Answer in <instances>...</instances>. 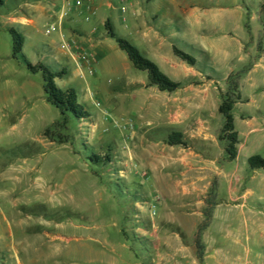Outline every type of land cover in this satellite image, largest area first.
<instances>
[{
	"label": "rangeland",
	"instance_id": "374dc122",
	"mask_svg": "<svg viewBox=\"0 0 264 264\" xmlns=\"http://www.w3.org/2000/svg\"><path fill=\"white\" fill-rule=\"evenodd\" d=\"M194 1L223 14L224 10L219 9L225 5L234 2L242 4L249 34L252 31V18L257 20L260 14V22L264 24V0ZM3 2L6 5L7 0ZM189 2L177 0L182 6ZM60 8L58 5L55 9ZM2 11L3 8L0 14ZM163 12L166 15L167 12ZM107 18L112 19L116 34L130 41L171 81H178L182 88L188 85H212L214 96L209 97L208 104L218 100L221 104L219 90H226V80L230 74L226 73L224 63L219 58L213 59L189 41L194 32L184 19H166V22L162 19L158 25L149 20L166 37L179 34L173 42L165 45L163 56L158 59L151 53V48L156 49V43L148 44L142 37L132 36L129 22L125 29L117 12L103 11L92 20L91 25L81 24L87 29L94 27L101 34L97 40L100 42V57L93 66L94 75L85 71L79 79L75 74H70L59 86L77 91L84 87L93 94L103 95L105 104L101 103L102 107L98 109L97 103L94 105L89 99L90 95H87L89 108H83L93 115L79 122L69 119L67 126H64L60 112L46 101L42 75H32L26 67V61L32 65L47 61L54 67L55 62H60L51 55L46 57L42 53L47 52L44 48L34 47L35 43H54L58 46L59 33L44 34L49 32L52 25H58L50 19L40 21L36 26L40 33L34 30V42L27 40L22 57L14 60L11 37L2 28L0 20V228L3 231L12 229V236L8 235L9 238L5 240L11 248L14 247L22 261L47 264H152L151 257L156 259L153 255L156 235L149 231L144 236L142 232L136 233V230H151L153 221L161 224L169 214L167 211L171 205L162 197L154 179L144 178V170H133L131 162L126 166L124 152L130 147L125 139L131 142L129 140L135 131H125L124 126L129 121L138 129L147 124L142 118H156L149 107L155 106L158 99L147 91L142 94V103L134 106L131 100L133 91L127 90V86L147 82V75L136 71L116 42L105 37L102 28ZM207 26L203 24L202 29L207 31ZM170 45L195 58L199 62L197 68L188 67L180 60L174 66L166 64L169 57L175 59ZM251 47L252 43L245 44L246 59L243 63L234 64L237 66L234 72L257 62L258 56L253 55ZM249 82L250 78H247L246 94L251 85ZM160 94L163 95L158 96L162 104L172 100V95ZM113 100H117L118 110L113 108ZM106 109L109 116L105 115ZM98 113H103L105 118H95ZM233 115L240 118L238 110ZM210 118H219L222 127L223 120L219 114ZM155 136L150 139H156ZM158 137L165 139L163 133H159ZM259 138V145L246 152L248 157L264 158L263 136L255 135L250 141ZM240 141L243 143V139ZM220 148L223 152V148ZM202 152H206V158L218 156L209 145ZM93 156L100 159L98 165L87 161ZM220 162L225 163L224 155ZM244 162L243 156L239 164L243 165ZM227 167L232 168L230 164ZM15 180L17 182L14 183ZM227 194L224 188V223L229 226H224L223 236L218 235L220 255L217 264H243L247 256L241 214H247L253 208L264 213V202L257 203L250 197L245 210L241 211L240 208L232 209L234 205L227 201ZM206 198L207 195L203 212L206 210ZM158 230L160 238L167 237L174 245L182 243L181 236L173 229L163 230L160 225ZM123 232L129 241L124 238ZM172 251L173 248H170L171 254H174ZM163 255L166 259L160 264H191L189 258L183 259L179 252L175 257H169L165 252Z\"/></svg>",
	"mask_w": 264,
	"mask_h": 264
},
{
	"label": "crops",
	"instance_id": "0c3cea01",
	"mask_svg": "<svg viewBox=\"0 0 264 264\" xmlns=\"http://www.w3.org/2000/svg\"><path fill=\"white\" fill-rule=\"evenodd\" d=\"M58 5L61 6L59 10L55 9ZM242 6L238 2L227 4L224 8L219 9L220 11L224 10L223 14L215 13L216 10L206 8L201 3L197 4L194 0H190L184 6L178 4L177 0H126L124 4H120L119 0H7L0 14L2 28L4 30L15 28L24 37L25 44L27 40L34 42V30L40 33L36 27L40 21L50 19L58 25L60 17L65 15L62 30L58 34V46L54 43L38 45L35 43L34 47L50 48L51 53L46 54L47 52L44 51L42 53L46 57L51 55L54 59L60 60L62 64L55 62V67L68 66L69 75L75 74L79 79L81 77L76 63H79L80 56L84 52L90 53L97 60L99 59L100 42L97 40L101 36L94 27L87 29L81 24L91 25L92 20L103 11L117 12L119 21L125 29L129 22L132 25L129 32L132 36L138 35L148 44L156 43V49L151 48V53L158 59L162 58L163 51L166 49L165 45L173 42L176 35H179L173 33L166 37V34L156 29L153 24L162 23V19L165 20L164 22L166 19H184L186 25L188 24L194 32L189 41L198 45L213 59L219 58L224 63L228 74L234 72L237 67L234 64L245 61V44L252 43V53L259 58L241 84V96L244 102L235 108L238 110L240 118H234L235 130L239 139L238 157L235 162L227 163V165H231V169H228L226 163L220 162L224 154L218 143V134L222 128L219 118H210L219 114L220 107L219 100L208 104L209 97L214 96L212 91L215 89H212V85H203L202 87L188 85L173 94H168L172 95V100L166 104L159 101V97L163 96L160 94L161 92L154 90L156 88H148V80L142 84L132 83L127 86V90L133 91L131 100L135 107L142 103V94L147 91H150L155 96L154 98L158 99L155 106L149 107V111L154 112L156 118H142L147 124L138 129L129 121L124 126L125 131H135L131 135L132 138L129 137L131 142H127L125 139L126 144L130 147L127 151L124 149L126 151L124 152V157L127 160L126 166L131 162L133 170L136 168L144 170L143 172H146L143 174L144 178L146 180L154 179L157 187L161 190L162 197L171 205L167 211L169 214L165 217L166 219H162L161 224L158 221H153L151 230H136V233L142 232L141 234L144 236L148 235L149 231H153V234L156 235V242H153V255L156 259L151 257L152 264H160L162 261L164 263L166 258L163 253L170 255V248H173L174 254L172 253L169 257H175L179 252L183 255V259L189 258L191 264H200L196 256L194 241L204 222L205 196L214 180H217L218 183V196L211 226L203 237L205 245L203 264L218 263L220 255L218 235L223 236L224 226H229L224 223V202H226L224 201V188L228 193L227 201L234 205L232 209L245 210L250 197L257 203L264 202V169H250L248 161L253 157L246 155L250 148H255L261 142V138L250 141L253 136L262 135L264 139V24L260 22V14L257 20L252 18L250 24L252 31L249 34L245 26L246 12ZM163 10L167 12L166 15ZM149 20L154 23L150 24ZM107 21L114 28L112 19L107 18L103 22L104 35H106L104 26ZM203 24L208 25L207 31L202 29ZM51 27H55V25ZM44 34L48 35L45 32ZM170 46L172 49V45ZM64 47H69V50L63 49ZM177 61L179 60L176 57L175 59L169 57L165 62L174 66ZM82 66L85 67L84 63ZM247 78H250L251 85L246 94L245 80ZM115 90L118 91V88ZM77 92L79 104L83 107H88L89 99L94 105L98 102L104 103L103 95L93 94L88 89L85 90L84 87ZM87 95H90L89 99ZM112 102L115 104L112 105L113 108L119 106L117 100ZM108 108L110 111L111 106ZM88 114L93 115L89 111ZM95 118L104 119L105 117L103 113H98ZM155 133H157L156 136ZM159 133H163L165 139L159 138ZM153 135L158 139H150ZM172 135L181 136V141L185 146L168 145L167 141ZM241 139H243V143H241ZM207 145L218 153L216 158L204 157L206 152H202V149H205ZM243 156L245 162L240 165L239 160ZM228 206L227 208H229ZM241 216L243 227L241 228L246 236L244 251L247 256L243 264H264V213L253 208L247 214L243 212ZM160 225L163 230L173 229L178 236H181L182 243L174 245L171 239L160 238L158 234ZM11 230L8 228V231L5 229L3 231L0 228V264H47V262L39 263L31 260L22 261L14 247L11 248L6 243L5 238H9L13 234Z\"/></svg>",
	"mask_w": 264,
	"mask_h": 264
},
{
	"label": "trees",
	"instance_id": "16d2710c",
	"mask_svg": "<svg viewBox=\"0 0 264 264\" xmlns=\"http://www.w3.org/2000/svg\"><path fill=\"white\" fill-rule=\"evenodd\" d=\"M3 7L4 2L0 0V9ZM104 29L106 37L116 42L118 48L126 54L132 67L136 71L147 75L148 88H156L159 92L167 94H173L182 88L181 84L171 81L155 64L146 59L130 41L116 34L109 21L105 23ZM6 32L10 35L12 40V58L18 60L23 55L25 39L15 28H8ZM44 49L47 50L46 54L51 53L50 48L45 47ZM172 51L174 56L182 63L191 68H197L199 62L195 58L181 51L175 45L172 46ZM41 52L42 51L38 52V54ZM261 52L260 50V54ZM26 64L28 71L32 75H42L43 91L46 96V101L60 112L64 126H67L69 119L79 122L90 118V115L84 110L83 106L79 104L78 92L71 88L65 89L59 86V84L64 82L69 76L70 70L68 66L54 68L45 64V61H40L37 65H32L30 62L26 61ZM252 68L253 65L241 71L231 73L226 80V90L224 92L221 89L219 90L221 104L218 113L223 120V126L218 134V143L223 148L225 163H233L238 157L237 147L239 145V139L235 130L233 113L236 106L244 102L241 96V83ZM181 139L179 135H172L169 137L167 144L173 147L185 146ZM87 161L98 165L100 159L93 156V158ZM248 165L252 170L264 169V158L253 157L249 159ZM217 196L218 183L217 180H214L206 198V210L203 212L204 222L200 226L194 241L196 256L200 264H203L205 258L203 237L211 226L215 213ZM123 236L126 241H129L124 232Z\"/></svg>",
	"mask_w": 264,
	"mask_h": 264
},
{
	"label": "built area",
	"instance_id": "2783aa9c",
	"mask_svg": "<svg viewBox=\"0 0 264 264\" xmlns=\"http://www.w3.org/2000/svg\"><path fill=\"white\" fill-rule=\"evenodd\" d=\"M120 4H124L126 2V0H119ZM123 13L125 14L126 11L124 10ZM65 19V15L61 16L59 19V24L58 27H51L49 32L47 34H56L59 33L62 30V25H63V21ZM88 21V20H87ZM63 49H68V48H63ZM98 62L97 58H95L93 55H91L90 53L84 52L81 54L80 56V61L79 63H76V67L78 69L79 72V76L82 78L84 76V72L87 71L90 75H94V70H93V66ZM85 65V67H83L82 65ZM96 107L98 109H101L102 105L101 103H97ZM106 116H109L108 111L105 112Z\"/></svg>",
	"mask_w": 264,
	"mask_h": 264
}]
</instances>
